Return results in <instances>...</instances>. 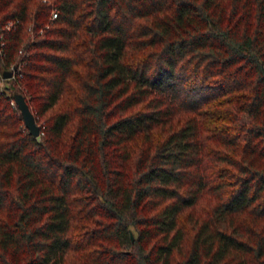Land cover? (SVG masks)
I'll return each instance as SVG.
<instances>
[{
	"label": "trees",
	"instance_id": "16d2710c",
	"mask_svg": "<svg viewBox=\"0 0 264 264\" xmlns=\"http://www.w3.org/2000/svg\"><path fill=\"white\" fill-rule=\"evenodd\" d=\"M6 69L0 264H264V0H0Z\"/></svg>",
	"mask_w": 264,
	"mask_h": 264
},
{
	"label": "water",
	"instance_id": "95a60500",
	"mask_svg": "<svg viewBox=\"0 0 264 264\" xmlns=\"http://www.w3.org/2000/svg\"><path fill=\"white\" fill-rule=\"evenodd\" d=\"M14 69V65L11 67ZM11 69H6L1 71V78L2 79H7L11 76ZM11 99L14 102L15 107L17 108L20 117L22 119L24 127L27 129L28 133L32 137H37L38 135V126L35 124L33 116L31 111L29 110V107L20 93H13L11 95ZM131 237V234H130Z\"/></svg>",
	"mask_w": 264,
	"mask_h": 264
},
{
	"label": "rangeland",
	"instance_id": "374dc122",
	"mask_svg": "<svg viewBox=\"0 0 264 264\" xmlns=\"http://www.w3.org/2000/svg\"><path fill=\"white\" fill-rule=\"evenodd\" d=\"M4 79L0 81V87H4V91L8 94L11 95L12 93H18L17 91L14 90V88L11 86V82L7 81L4 82ZM211 198L209 196L204 195L203 197L200 198L196 206L193 208V210H190L191 212V218L188 215L184 214V218L182 219V223L185 225L186 228L190 227L191 220L194 217H203V212L204 210L211 204ZM72 256L76 257V253H72Z\"/></svg>",
	"mask_w": 264,
	"mask_h": 264
},
{
	"label": "built area",
	"instance_id": "2783aa9c",
	"mask_svg": "<svg viewBox=\"0 0 264 264\" xmlns=\"http://www.w3.org/2000/svg\"><path fill=\"white\" fill-rule=\"evenodd\" d=\"M55 13L51 12V17H54ZM5 27H7V25H5ZM12 74V73H11ZM11 77V76H10ZM2 80L1 75H0V81ZM11 102L14 104L13 100L11 99Z\"/></svg>",
	"mask_w": 264,
	"mask_h": 264
}]
</instances>
